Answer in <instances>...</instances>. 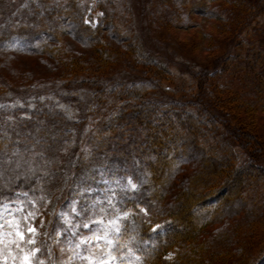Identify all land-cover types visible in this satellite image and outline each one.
<instances>
[{
    "label": "trees",
    "instance_id": "1",
    "mask_svg": "<svg viewBox=\"0 0 264 264\" xmlns=\"http://www.w3.org/2000/svg\"><path fill=\"white\" fill-rule=\"evenodd\" d=\"M33 1L26 2L30 4L28 10L33 16L29 19L27 6L12 0H0V30H3L0 37L7 38L12 32L23 33L32 19L36 27H30L24 34L30 32L35 35L34 40L43 34L50 37L55 46L57 38L64 32L52 20L40 23L38 16L44 10L45 13L51 12L50 15H59L52 12L57 6L50 0ZM233 1L248 11L257 9L264 16V0ZM71 6L72 2L68 0L62 9H58L62 12L65 8L68 14L61 17L75 21L77 29L76 35L69 31L74 44L69 43L61 54L53 46L48 49L47 42L41 45L42 53L32 48L10 51L39 54L40 57L58 56L56 64L70 68L64 70L67 77L61 78L62 82L71 86L75 84V87L88 84L84 87H87L89 98L80 104L82 123L71 126L60 112L43 106L29 112L31 116L25 120L14 118V114V120H10V114L5 118L0 111V124H4L3 129L0 128V204L14 199L19 192L34 198L46 196L51 202L54 200V207L58 203L67 206L78 199L75 209L80 212L76 217L80 222L90 219L91 215L102 216L107 222L116 208L130 210L131 216L121 219L122 226L115 234L112 246L117 257L126 258L131 264H164L160 258L172 251L174 245L180 247L177 252L179 264H214L218 259H226L231 264H252L240 238H237L236 226L231 223L237 224L238 221L233 219L242 214L249 223L261 217L260 208L258 211L247 208L241 196L247 189L255 194L261 190L258 193L261 198L254 199L264 208L263 174H252L255 178L249 183L251 169L245 165V171L236 169L227 146L231 132L223 136L210 130L209 134V129L201 128L192 117L179 118L181 110H190L188 107L198 105V100L190 99L185 102L189 104L184 105L175 99H149L147 92L152 89L151 78L128 84L119 79L118 71L108 72L109 63L120 57L119 52L108 47H92L94 42H99V24L92 27L85 23L78 8H67ZM261 30L260 43L264 45V28ZM45 31L51 34L47 35ZM87 36L91 39L87 40ZM70 47L75 50L71 52ZM44 50L52 53L49 55ZM44 61L41 60L42 64ZM89 71L98 75L79 76ZM134 82L139 84L138 88L133 86ZM13 93L10 87L6 88L5 99H12ZM129 94L131 98H139L143 108H136L128 101ZM206 96L210 100L208 107H214L215 120L222 118L229 123L233 114L218 110L223 98L217 95V89ZM7 105L0 107L5 113H13L10 102ZM166 107L168 109L161 119L153 118L155 110ZM198 112L200 116L208 117L207 108L199 107ZM72 133L76 138L74 145L69 141ZM201 138L204 150L199 147ZM169 148L175 150L174 159L165 161L161 152L171 153ZM185 166L189 168L186 169L188 172L184 170ZM119 178L124 182L132 178L138 185L137 190L128 193L120 183H114ZM99 181L103 182L102 186L97 184ZM231 184L233 190L228 188ZM91 186L104 188L107 195L114 196L102 204L87 205L81 191ZM115 202L118 204L113 205ZM208 203H212L206 214L209 219L200 220L191 213ZM231 206L238 207L232 211ZM151 211L161 223L154 230L150 217L143 219L144 214ZM208 226L213 227L210 233Z\"/></svg>",
    "mask_w": 264,
    "mask_h": 264
},
{
    "label": "rangeland",
    "instance_id": "2",
    "mask_svg": "<svg viewBox=\"0 0 264 264\" xmlns=\"http://www.w3.org/2000/svg\"><path fill=\"white\" fill-rule=\"evenodd\" d=\"M12 1L27 6V10L30 5L26 3L29 0ZM67 1L50 0L57 6L52 12H58L59 15H50L51 12L45 13V10L39 12L40 23L52 20L64 32L57 38L55 46L50 41L52 39L43 34L38 35L37 40H34L35 35H30V32L29 35L24 34L30 27H36L37 24H33L32 19L23 33L12 32L7 38L0 37V105L10 102L14 109L13 113H5L0 107L5 118L10 114V120L29 119V112L43 106L60 112L71 126L82 123L80 104L89 98L87 87H84L88 84L75 87V84L71 86L68 82H62L61 78L67 77L64 70L70 68L57 65L55 60L59 57L50 55L51 51L44 50L48 51L50 57L10 51L32 48L42 53L41 45L47 42L48 49L53 46L61 54L69 43L73 45L74 40L69 38L72 36L69 31L76 35L75 21L61 17L62 14H68L65 13V8L62 11L64 13L58 11ZM70 2L72 6L67 8H78L82 21L90 23L92 27L99 24V42H94L96 45L92 44V47H108L119 52L120 57L109 63L111 68L108 72L118 71L119 79L128 84L151 78L152 89L147 92L149 99H175L184 105H188L185 102L190 99L198 100V105L188 107L190 110H181L179 118L192 117L201 128L209 129V134L210 130L223 136L231 132L227 146L236 169L245 171V165L249 167L248 170L251 169V175L261 173L264 176V45L260 43L264 16L260 11H248V8L240 7L233 0H69ZM31 12L27 11L29 19L33 18ZM2 32L0 30V34ZM45 32L47 35L51 34L50 31ZM94 35L97 34H92ZM89 39L90 36L87 40ZM70 50L72 52L75 49L70 47ZM41 60L46 62L42 64ZM86 75L94 76L98 73L89 71L79 74L84 78ZM135 83L133 86L138 88L139 84ZM8 87L14 91L12 99H5V89ZM72 87L76 91L72 92ZM216 89L220 99L223 98L219 101L220 109H217L233 114L230 124L222 118L215 120L214 107H208L210 100L206 94ZM131 96L129 94L128 101L136 108H143L139 98ZM199 107L209 110L208 117L199 115ZM166 109L168 107L155 110L153 118L161 119ZM3 126L4 124H0V128L3 129ZM73 134L69 137L72 145L76 139ZM198 143L200 150H204L203 138ZM169 150L171 153L161 152L165 161L174 159L175 150ZM186 169L189 168L185 166L184 170ZM253 175L248 178L249 183L255 178ZM122 182L123 179L119 178L114 183H120L128 193L138 188L132 178ZM102 183L99 181L97 184L102 186ZM131 184L136 185L135 189ZM228 188L233 190L234 186L231 184ZM113 190L117 191L116 188ZM260 192L261 190L258 191ZM19 193L20 195L16 193L14 199L0 204V225H3L0 228V264H21L25 254H31V264H98L99 260H107L108 264H131L128 259L117 257L116 250L108 244L109 240H114L117 233L115 228H121V219L131 216L130 210L121 211L116 208L107 222H104L102 216L92 217L93 215L80 222L76 219L80 212L75 209L78 199L67 206L58 203L54 207V200L51 202L46 196L34 198L23 192ZM81 193L87 198H84L87 205L102 204L114 196L107 195L105 189H100L99 186L85 188ZM258 193L247 189L241 198L247 208H256V211L260 208L261 217L249 223L246 215L242 214V218L233 219L238 221L237 224L231 223L236 226L237 238H240L241 245L248 253V261L252 264H264V208L255 202L254 198L262 196ZM115 204L118 202L113 205ZM211 207L212 203H208L191 213L200 220L207 219L206 214ZM237 207L231 206L229 209L235 211ZM153 213L154 211L150 214L146 212L143 218L150 217L152 230L161 225ZM113 221L116 223L113 224ZM29 227H34L36 231L28 232ZM208 227L207 231L210 233L213 227ZM17 231L25 234L24 240H20ZM172 249L160 258L164 264H179L177 252L180 247L174 245ZM109 253L114 259H109ZM213 263L231 264L226 259H218Z\"/></svg>",
    "mask_w": 264,
    "mask_h": 264
},
{
    "label": "snow or ice",
    "instance_id": "3",
    "mask_svg": "<svg viewBox=\"0 0 264 264\" xmlns=\"http://www.w3.org/2000/svg\"><path fill=\"white\" fill-rule=\"evenodd\" d=\"M131 187L133 189H135L136 185L135 184H131ZM112 223L115 224L116 221H113ZM2 227H3V225H0V228H2ZM85 227H88V225H85ZM157 227H159V225ZM35 231H36V229L34 227H29L28 228V232H35ZM115 231L116 232H119L120 229L117 227V228H115ZM17 235L20 237V240H24L25 239V234L23 232L17 231ZM105 235H107V234H105ZM96 238L97 239H104L105 237H96ZM108 244H109V247H111L112 244H113V242L111 240H109L108 241ZM30 256H31V254H25L24 257H23V259H22V261H21V264H31ZM109 259H114V257H111L110 253H109ZM98 264H108V261L107 260H99L98 261Z\"/></svg>",
    "mask_w": 264,
    "mask_h": 264
}]
</instances>
